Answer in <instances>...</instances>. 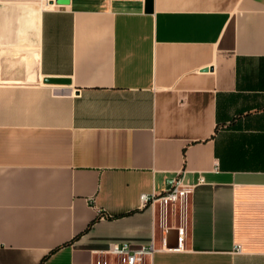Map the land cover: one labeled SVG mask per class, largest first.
Instances as JSON below:
<instances>
[{
	"label": "crops",
	"instance_id": "1",
	"mask_svg": "<svg viewBox=\"0 0 264 264\" xmlns=\"http://www.w3.org/2000/svg\"><path fill=\"white\" fill-rule=\"evenodd\" d=\"M123 242L264 264V0H0V264Z\"/></svg>",
	"mask_w": 264,
	"mask_h": 264
},
{
	"label": "built area",
	"instance_id": "2",
	"mask_svg": "<svg viewBox=\"0 0 264 264\" xmlns=\"http://www.w3.org/2000/svg\"><path fill=\"white\" fill-rule=\"evenodd\" d=\"M54 0H42V2H53ZM200 182L203 181V178L200 177ZM190 187L192 185L182 184V177H176L173 179L171 187L166 191L157 193L152 191L151 193H142L141 199L142 202H150L154 205L155 202L159 203L161 214H166L168 209L173 211L175 204L179 202L180 216L182 225L178 227L179 230V245L177 248H182L185 244V234L187 232L186 226V203L188 199V194L190 192ZM170 213V212H169ZM166 244V242H165ZM156 247L154 243L150 245H142L139 247H134L128 242L123 243H112L107 252L116 256L120 264H144L147 259H149ZM237 250L240 251V247L237 246ZM100 261L98 264H101ZM107 264V261H104Z\"/></svg>",
	"mask_w": 264,
	"mask_h": 264
},
{
	"label": "rangeland",
	"instance_id": "3",
	"mask_svg": "<svg viewBox=\"0 0 264 264\" xmlns=\"http://www.w3.org/2000/svg\"><path fill=\"white\" fill-rule=\"evenodd\" d=\"M104 260L109 264H120L118 258L114 255L112 256V254H109L108 257H106ZM146 262L148 263V259L146 260Z\"/></svg>",
	"mask_w": 264,
	"mask_h": 264
},
{
	"label": "water",
	"instance_id": "4",
	"mask_svg": "<svg viewBox=\"0 0 264 264\" xmlns=\"http://www.w3.org/2000/svg\"><path fill=\"white\" fill-rule=\"evenodd\" d=\"M47 81L49 82H53V83H61L63 80L61 79H56V78H49V79H46ZM173 230V229H172ZM176 230V229H175ZM178 232V230H176ZM179 245V243H178ZM178 245H172L170 244L168 241H167V247H171V248H175V247H178Z\"/></svg>",
	"mask_w": 264,
	"mask_h": 264
}]
</instances>
